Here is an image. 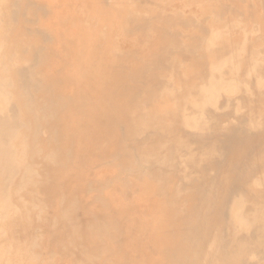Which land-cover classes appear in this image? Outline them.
Returning a JSON list of instances; mask_svg holds the SVG:
<instances>
[{
  "label": "bare ground",
  "instance_id": "1",
  "mask_svg": "<svg viewBox=\"0 0 264 264\" xmlns=\"http://www.w3.org/2000/svg\"><path fill=\"white\" fill-rule=\"evenodd\" d=\"M73 1L0 0V224L36 210L35 222L20 224L21 240L33 244L30 232L43 226L48 243L60 226L66 243L55 254L86 264H264V48L232 45L233 34L213 50L211 29L158 13L154 0ZM249 1L226 0L219 14L242 15ZM62 6L69 16L52 18ZM244 50L238 63L232 55ZM177 63L187 69L175 80ZM235 83L254 85L255 119L233 109L251 107L246 92L225 94ZM169 89H181L178 106L156 116L173 137L147 109ZM97 135L106 143L94 148ZM82 167L87 182L72 183Z\"/></svg>",
  "mask_w": 264,
  "mask_h": 264
},
{
  "label": "rangeland",
  "instance_id": "2",
  "mask_svg": "<svg viewBox=\"0 0 264 264\" xmlns=\"http://www.w3.org/2000/svg\"><path fill=\"white\" fill-rule=\"evenodd\" d=\"M34 1V0H32ZM64 1H70V0H64ZM115 1V0H114ZM75 1L72 0V3H74ZM119 2V1H118ZM226 0H154V7L157 9L158 13L164 14L169 16L172 20L173 19H190V20H194V22H198V24L200 25V27H204L207 29H211L212 30V44L211 47L213 50H215L216 48L220 47L222 45V39L224 36H230V35H236L237 37L234 39V42L232 43V45H236L238 44L243 45L244 43H246L248 41L249 46H251V49L255 48L256 51L257 50H262L264 48V0H252L244 3L241 5L242 7L246 6L245 9L242 12V15L240 13H237L234 17H229V15H220L219 11L222 12L223 10V3H225ZM253 8V9H252ZM56 12V10H55ZM70 13V9H66L64 6H62L61 9L57 10L56 14H53L52 18L54 19H58L59 21H61V18H67L69 16ZM178 14V15H177ZM182 14V15H181ZM71 15H73V10H71ZM181 16V17H180ZM60 23V22H59ZM58 23V24H59ZM64 21H62L61 25H64ZM182 34H183V38L185 39V42L187 43H191L194 41V39L191 41V39H188L186 37V35L188 34V30H186V28H181V27H176ZM175 29V28H174ZM257 29H258V33H257ZM193 31V30H192ZM248 34V37H243L240 36L241 34ZM246 38V39H245ZM72 42V40H71ZM70 42V43H71ZM72 44V43H71ZM210 51V49H209ZM246 51L244 50V53L242 51L238 52L236 55H232L235 56V59L238 60V63L242 60V58H245V54ZM248 53H250L248 51ZM230 58H232L230 56ZM236 63V62H235ZM230 66V65H229ZM227 67L226 70H231L232 69V65L231 67ZM237 67V65L235 66ZM234 67V68H235ZM186 66L184 63H177V67L175 70V76L174 79L176 80L178 77H181L183 74H186ZM197 70V69H196ZM259 80V79H258ZM109 82L112 85H116L119 82V78L116 75H111L109 77ZM210 83V81H209ZM179 86V84H177ZM258 86H261V80L258 81V83L256 84ZM254 85H248L247 83H235L234 88L235 90H231L227 91L228 93L225 94H236L234 95L235 98H239L241 97V93H245L248 94L249 96V102L251 104V107L248 109H244L242 108V106L237 105L236 107H233V109H235L237 114H245L246 117L248 118H253L255 119L257 116V113L259 111L254 110V104H255V97H251V95L249 94V90L253 88ZM180 88V87H179ZM238 88V89H237ZM240 88V89H239ZM248 88V89H247ZM180 90L178 89V91H176L175 89H169V91L167 92V100L163 105H159L158 107H148V113L154 118L153 122L155 123V125H159L162 129H164L165 131V135L168 137H173V132H175L174 130L171 131V129L167 126V121L165 120V118L163 119V117H161V119L158 120L156 114L158 115L159 113H164L166 112V110H174L177 106H178V100L180 97ZM244 90V91H243ZM264 91V89H262ZM261 90V91H262ZM235 91V92H234ZM248 91V92H247ZM173 92V93H171ZM222 92V91H221ZM220 92V99H225L226 97L233 99L234 97L232 96H226L224 95V91L223 93ZM72 93H73V87H72ZM144 95H147L146 92L144 93ZM130 109V104L127 103L125 106V110H129ZM238 109V110H237ZM257 111V112H255ZM264 113V107L261 109L260 111V115ZM138 120V124L143 125L145 124V122H142L143 119H137ZM107 123V127L113 126V119H108L106 121ZM165 126L164 128L161 126ZM251 125V124H249ZM172 128V127H171ZM181 128H183L182 125V121L175 123L174 124V129L179 131L181 130ZM260 128V127H259ZM173 129V128H172ZM198 130V131H197ZM201 129H196L194 130V134L193 137L195 138L196 135L198 136L199 133H201ZM150 133H152V130L149 131ZM82 135V134H79ZM76 138L78 139L79 136H76ZM112 143L114 144H118L120 142L119 137L117 135L113 136V138L111 139ZM104 143H106V137H104L103 135H97L95 136L92 141L91 144L94 148H98L99 146L103 145ZM135 148H137L136 145H134ZM148 148L150 147V149H154V154L158 157V158H162L163 155V150L159 147L156 146V142L152 141V143H150V145H147ZM138 149H140L138 151L139 155L142 157L144 156V151L141 150V147L138 145ZM210 152L211 154L215 155L218 153V150L216 148V146H210ZM102 154L104 153L101 152ZM121 166H132L130 164H134L132 161L127 160V159H121L120 162ZM112 167L111 166H107L104 168L105 173H107V175L109 177H112L113 172H112ZM101 172L98 171L96 169V172H92L93 177L96 178L97 181H99V178L103 179V180H107L108 176ZM73 175V174H72ZM74 177L72 180V183L77 182L76 178L80 180V182H87L86 177H85V169L84 167L77 168L74 172V175L72 176ZM68 181V180H67ZM70 185L71 181H69ZM147 184V183H146ZM140 185L143 188H146L144 186V183L141 182ZM120 187H116L115 185L113 186V189H110L109 192L106 191L104 192V197H108L107 199L111 198L113 196V194L111 193L112 190H117ZM147 192V188L145 189ZM111 200V199H110ZM112 209H113V205ZM127 207V206H126ZM31 213L30 215L28 214L29 212ZM25 212H21V214L18 216L16 215L14 212H11V216L10 217H6L8 220H4V222L2 221L0 226L3 227V230L1 232V235L3 237H7L8 239H5L3 237V239H0V264H86L82 261H80V259H76V257L74 256H59L56 255V250L59 247V242L60 241H64V243H66V238L64 237V231L63 229L58 226L56 233H53L54 235H49V242L46 243L43 238L46 236L45 232H44V228L42 227H33V231L30 232V237L31 240H33V244L30 242H26L23 241V239L21 240V237L19 236V234H21L20 231V224L24 221L28 222H35V217H36V210H28ZM50 214L51 216H55L57 214H59V209L58 208H53L50 210ZM29 216V217H28ZM50 216V218H51ZM10 218V219H9ZM29 218V219H28ZM43 219L46 221L48 220V217L45 215L43 216ZM8 221V222H7ZM6 223V224H5ZM13 224V226H12ZM47 224V223H46ZM49 224V223H48ZM5 225V227H4ZM7 226V228H6ZM13 227V228H12ZM9 228V229H8ZM40 231L39 233L37 231ZM5 231H6V235H5ZM37 233V234H36ZM11 235H17V236H11ZM40 235V236H39ZM140 236V235H139ZM13 238V239H12ZM7 240L6 242H4L5 240ZM12 239V241H11ZM16 239V240H15ZM37 240V242H35ZM2 240H4L2 242ZM18 241V242H17ZM98 241H100V239H98ZM11 242V243H10ZM36 243V245H35ZM5 244V246L3 245ZM13 244V245H10ZM10 245V246H9ZM13 246V247H11ZM22 246V247H21ZM36 247L35 250L33 249V247ZM5 248V249H4ZM11 248V250H10ZM3 249V250H2ZM112 251H114L115 253H118V249L116 246H112ZM34 250V251H33ZM82 248L79 247L78 250H76V256H81L82 255ZM3 252H4V256H3ZM8 254V255H7ZM12 255L11 257L9 255ZM18 254V256H17ZM16 255V256H15ZM3 256V258H2ZM38 256V257H37ZM144 256L146 257H141V263H144V261L150 257L148 252L144 253ZM9 257L11 260H9ZM15 258V259H14ZM20 260H18V259ZM38 258V259H37ZM8 259V260H7ZM82 259V258H81ZM13 261V262H12ZM5 262V263H4Z\"/></svg>",
  "mask_w": 264,
  "mask_h": 264
}]
</instances>
